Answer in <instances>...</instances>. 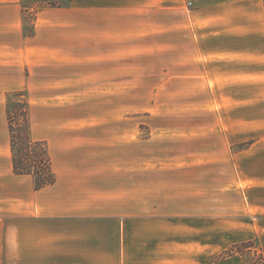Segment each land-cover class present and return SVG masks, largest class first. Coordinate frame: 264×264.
Masks as SVG:
<instances>
[{
	"label": "crops",
	"instance_id": "0c3cea01",
	"mask_svg": "<svg viewBox=\"0 0 264 264\" xmlns=\"http://www.w3.org/2000/svg\"><path fill=\"white\" fill-rule=\"evenodd\" d=\"M76 7L92 25L166 26L170 40L186 43L177 77L203 96L188 101L196 106L190 119L169 126L145 119L161 113H106L74 127L46 116L44 132L32 131L49 143L56 181L40 189L13 170L7 121L0 130V264H210V232L235 229L219 218L264 195V135L255 125L264 105V0H72L63 8ZM21 12L19 0H0V99L15 90L34 94L36 84L42 104L60 103L53 99L64 94L50 89L56 82L37 74L49 64L44 53L63 52L36 41L62 20L39 11L36 35L26 36ZM197 112L208 113V122ZM241 143L247 148L235 150ZM242 154L249 188L236 185L245 179ZM234 191L247 202L229 205Z\"/></svg>",
	"mask_w": 264,
	"mask_h": 264
},
{
	"label": "rangeland",
	"instance_id": "374dc122",
	"mask_svg": "<svg viewBox=\"0 0 264 264\" xmlns=\"http://www.w3.org/2000/svg\"><path fill=\"white\" fill-rule=\"evenodd\" d=\"M71 1L52 0L53 5L63 4L61 8H58L41 7L44 4L43 0H23L28 7L25 10L26 14L20 4L26 36L36 35L34 18L39 11H45L46 17H58L62 20L59 25L56 23L46 25L48 24L46 23L36 43L63 52L61 57L44 53L46 57L44 60L48 59L49 64L43 65L44 67L38 71L37 75L52 78L50 80L56 83L50 88L53 92H50L64 94V97L53 99L61 102L47 107L41 102L44 95L41 87H36L35 84L34 94L24 90L30 102L31 129L33 126L35 136L44 132L48 123L46 116L56 114L59 119L62 116L65 120L63 121L65 127L87 123L86 120L81 119L106 113L142 112L146 115L161 113L162 116L145 117V119L152 125L162 126L191 118L196 106H189L188 101L193 100L195 96L201 99L203 94L190 93L187 88H184L185 82L177 77L181 69H185L184 65L176 63L180 60V52L186 46L184 41L170 40L164 25L161 26L162 29L155 30L151 26L140 25H92L87 10L77 7L63 8L68 7ZM56 60H59L60 64H55ZM27 75H30L29 71ZM7 94L0 99V130L7 128ZM198 107L200 110V106ZM173 112L180 115L177 116ZM207 114L197 112L195 118L207 123L206 119L209 118ZM255 125L258 126L259 138L264 135L263 104L257 106ZM242 136L248 135L242 133ZM32 137L35 139L33 131ZM199 140V144L210 145L215 143L217 138L215 137V141L214 138ZM189 143L196 144L190 141L181 142V144ZM47 144L49 147L48 141ZM245 148L247 144L241 143L234 149ZM245 153L248 155L247 151ZM258 155L263 157L264 154L258 152ZM240 162L241 177L245 179L239 180L236 185L239 188H249L251 182L248 176L250 172L248 157L242 154ZM224 173L226 176L234 175L228 168L224 170ZM239 194L234 191L232 196H229L230 200L226 195L227 203L237 206L239 202L242 203V198H245L247 202L249 196L242 194L240 198ZM254 202L264 205L262 192H257ZM254 202L249 205L251 209L247 203L246 209L237 210L239 213L234 210L233 214L219 218V223L223 221L226 226H234L235 229H231L232 231L228 229L223 233L210 232V264H262L259 261L262 256L264 258V209L254 205ZM215 222V219H210V224ZM243 242H252V247ZM234 245L239 246L237 250H242L244 255L237 252L233 255L237 256V259L222 258V253Z\"/></svg>",
	"mask_w": 264,
	"mask_h": 264
},
{
	"label": "trees",
	"instance_id": "16d2710c",
	"mask_svg": "<svg viewBox=\"0 0 264 264\" xmlns=\"http://www.w3.org/2000/svg\"><path fill=\"white\" fill-rule=\"evenodd\" d=\"M41 7H60L61 3L53 5L52 0H43ZM24 13L28 8L23 0H19ZM30 102L24 90L13 91L7 94L6 115L12 151L13 170L18 175H31L34 179L36 189L54 184L56 174L52 167L47 141L36 140L32 137L30 122ZM252 247V242H243ZM239 246L234 245L222 253V258L235 255L237 252L244 255L242 250L238 251ZM259 263L264 264L261 257Z\"/></svg>",
	"mask_w": 264,
	"mask_h": 264
}]
</instances>
